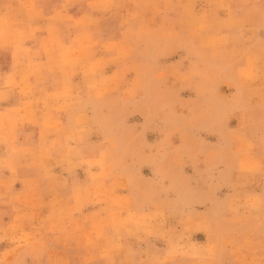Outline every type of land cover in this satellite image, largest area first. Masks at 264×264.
<instances>
[{
    "label": "rangeland",
    "instance_id": "1",
    "mask_svg": "<svg viewBox=\"0 0 264 264\" xmlns=\"http://www.w3.org/2000/svg\"><path fill=\"white\" fill-rule=\"evenodd\" d=\"M59 4L77 96L59 124L11 114L0 264H264L261 0Z\"/></svg>",
    "mask_w": 264,
    "mask_h": 264
},
{
    "label": "crops",
    "instance_id": "2",
    "mask_svg": "<svg viewBox=\"0 0 264 264\" xmlns=\"http://www.w3.org/2000/svg\"><path fill=\"white\" fill-rule=\"evenodd\" d=\"M18 1L0 0V64L3 61L0 65V118L5 120L0 129V155L6 160H11L14 155V144L10 141L13 135L10 131L12 113H19L23 121L27 115L38 119L39 115L52 113L56 124H59L63 114L73 113L70 108L77 96L76 88L70 90L67 87L75 79L70 49L72 34L77 27L63 19H77L83 15L74 16L59 4L65 0H55L59 7L52 11L44 7L26 10L21 3L31 0L15 4ZM9 2H14L13 5L8 4L9 7L23 9H5ZM87 15L92 17L95 13ZM58 48H63V52H57ZM82 96L88 95L84 93ZM70 119L68 116L63 125L71 127ZM36 134L35 130L22 128L17 133V143L39 145L40 137L35 138ZM55 141L62 143L60 139Z\"/></svg>",
    "mask_w": 264,
    "mask_h": 264
},
{
    "label": "snow or ice",
    "instance_id": "3",
    "mask_svg": "<svg viewBox=\"0 0 264 264\" xmlns=\"http://www.w3.org/2000/svg\"><path fill=\"white\" fill-rule=\"evenodd\" d=\"M110 5H98L97 7H109ZM261 8L262 10H264V0H261ZM262 28H264V24H262ZM262 44V48H264V40L261 41ZM262 59H264V51H262ZM243 75V72H242ZM264 195V194H262ZM262 203H264V201H262ZM262 235H264V233H262ZM154 264H165L164 261H154Z\"/></svg>",
    "mask_w": 264,
    "mask_h": 264
}]
</instances>
